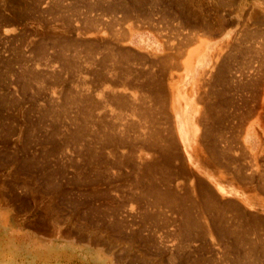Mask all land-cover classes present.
Wrapping results in <instances>:
<instances>
[{"label": "rangeland", "instance_id": "obj_1", "mask_svg": "<svg viewBox=\"0 0 264 264\" xmlns=\"http://www.w3.org/2000/svg\"><path fill=\"white\" fill-rule=\"evenodd\" d=\"M0 264H264V0H0Z\"/></svg>", "mask_w": 264, "mask_h": 264}, {"label": "crops", "instance_id": "obj_2", "mask_svg": "<svg viewBox=\"0 0 264 264\" xmlns=\"http://www.w3.org/2000/svg\"><path fill=\"white\" fill-rule=\"evenodd\" d=\"M133 34L128 35L125 32L124 38H125V44L130 46L133 50L137 51L138 53H154V54H162V53H181L180 55L176 56V63L175 65L179 67L180 71L183 73V67L185 68V75L191 74L187 77V80H184V84L188 86L189 84L193 83V79L196 75H199L204 69L207 67L210 61V44L207 43V41L202 39H196L195 37H191L187 35L186 37H183L181 43H180V49L171 50L169 51L167 49L169 45V39H167L165 36H159L154 32V30L151 29H138L136 31H133ZM199 45H206V47H198ZM194 49V50H192ZM192 50L190 53L189 51ZM189 53V54H188ZM187 54L189 55L187 57ZM173 56V55H171ZM187 57V58H186ZM186 58V61L184 59ZM183 63V64H182ZM184 79V77H183ZM183 93L185 92L182 87ZM176 94V88L174 90V95ZM186 103L184 101H181L179 103L176 102V114L175 115V122L177 126L178 135L181 140H184V138L188 137L187 142H183L184 145L188 146L186 147L187 152L190 150L193 139H195L198 135V129L195 132V122H196V116H197V105L198 102L195 99V96L190 97L188 94H186ZM175 100V97H174ZM173 107H174V101H173ZM184 123V127L182 128L181 124ZM179 125V127H178ZM197 127V126H196ZM179 140V139H178ZM180 142V141H179ZM181 144V143H180ZM224 186L227 190H230V195H224L226 194V191L222 188L217 186V191L221 195L224 196H236V197H244L248 198L246 193L242 190L241 187L236 186L232 183L228 182H217ZM219 189V190H218Z\"/></svg>", "mask_w": 264, "mask_h": 264}, {"label": "bare ground", "instance_id": "obj_3", "mask_svg": "<svg viewBox=\"0 0 264 264\" xmlns=\"http://www.w3.org/2000/svg\"><path fill=\"white\" fill-rule=\"evenodd\" d=\"M243 88H244V87H243ZM178 114H179V113L177 112V114H176V115H178ZM181 125H182L181 127L183 128V124H181ZM178 127H179V125H178Z\"/></svg>", "mask_w": 264, "mask_h": 264}]
</instances>
